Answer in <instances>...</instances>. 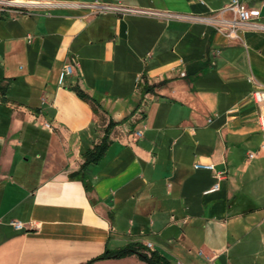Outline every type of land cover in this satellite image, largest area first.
Masks as SVG:
<instances>
[{"label":"crops","instance_id":"1","mask_svg":"<svg viewBox=\"0 0 264 264\" xmlns=\"http://www.w3.org/2000/svg\"><path fill=\"white\" fill-rule=\"evenodd\" d=\"M93 1L177 17L79 6ZM241 1L264 25V0ZM229 2L0 0V264H86L128 245L168 264H264L263 137L249 98L264 86V30L229 39L199 19ZM109 120L107 151L82 180L81 152ZM197 162L226 172L218 190Z\"/></svg>","mask_w":264,"mask_h":264},{"label":"built area","instance_id":"2","mask_svg":"<svg viewBox=\"0 0 264 264\" xmlns=\"http://www.w3.org/2000/svg\"><path fill=\"white\" fill-rule=\"evenodd\" d=\"M79 6L84 7L92 13L97 14H114L117 16L124 15H144L157 18L170 19L177 17L174 14H171L166 11H157L149 10L140 7L126 6L123 3H109L93 1L88 3L79 4ZM261 12L260 8H250L241 0H230L229 3H226L225 6L219 10L213 11L207 16L199 17L204 22L209 23L214 27L218 32L224 34L227 38H237L238 31L249 28L255 31H263L264 25L258 21ZM66 72H71V67L67 66L65 68ZM249 98L252 103H255L259 106V112L257 116V123L259 130L263 137L262 148L264 149V86H256L249 94ZM250 158L253 157V154L249 155ZM195 169L206 170L213 174L214 184L212 185L210 191L218 190L219 181L223 180L226 177V172L224 170H217L213 163H202L197 162L194 165ZM11 225L17 229L21 230L24 228V225L21 222L13 221ZM150 246V245H149Z\"/></svg>","mask_w":264,"mask_h":264},{"label":"trees","instance_id":"3","mask_svg":"<svg viewBox=\"0 0 264 264\" xmlns=\"http://www.w3.org/2000/svg\"><path fill=\"white\" fill-rule=\"evenodd\" d=\"M157 85H151V86H144L143 90L150 91L151 89L155 88ZM7 88L5 85L0 84V94L2 96L6 95ZM76 93L79 97L82 99L89 101L93 107V111L95 114L100 115V106L99 104L91 98L89 95H87L83 90L80 88H75ZM116 122L109 120L107 125L105 126L103 130V135L100 139V141L91 147L85 149L81 152V156L83 158V163L81 164L79 170L76 172L75 175H78L81 177L82 180H84V172L87 169V167L91 164H98L102 161L108 145H109V134L111 130L115 127ZM89 185L87 182H85V189L88 190ZM131 254H137L140 259L145 261L147 264H168L166 259L162 257L161 255L155 253V252H149V253H142L138 246L135 245H128L126 247L119 248L117 250H105L103 254L100 256H97V258H94L93 260L87 262L86 264H92L94 261H98L99 259H108V258H121L125 257Z\"/></svg>","mask_w":264,"mask_h":264},{"label":"rangeland","instance_id":"4","mask_svg":"<svg viewBox=\"0 0 264 264\" xmlns=\"http://www.w3.org/2000/svg\"><path fill=\"white\" fill-rule=\"evenodd\" d=\"M262 181H264V177H263V176H262ZM256 216H257V217H256ZM256 216H255V218L257 219L259 216H261V214H257ZM252 218H253V220H254V217H252ZM248 220L250 221L251 219H248ZM248 220H247V222L249 223Z\"/></svg>","mask_w":264,"mask_h":264}]
</instances>
